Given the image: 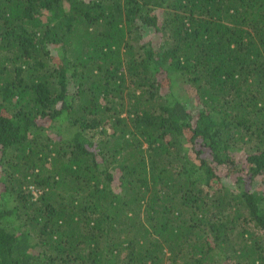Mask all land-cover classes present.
<instances>
[{
  "label": "trees",
  "instance_id": "1",
  "mask_svg": "<svg viewBox=\"0 0 264 264\" xmlns=\"http://www.w3.org/2000/svg\"><path fill=\"white\" fill-rule=\"evenodd\" d=\"M0 264H264V0H0Z\"/></svg>",
  "mask_w": 264,
  "mask_h": 264
}]
</instances>
